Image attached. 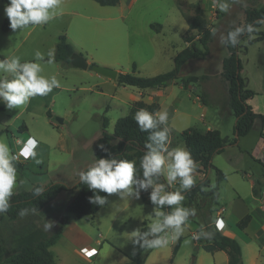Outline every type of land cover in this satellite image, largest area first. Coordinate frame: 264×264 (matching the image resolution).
Wrapping results in <instances>:
<instances>
[{
	"label": "rangeland",
	"instance_id": "1",
	"mask_svg": "<svg viewBox=\"0 0 264 264\" xmlns=\"http://www.w3.org/2000/svg\"><path fill=\"white\" fill-rule=\"evenodd\" d=\"M131 2L132 0H120L115 6H103L94 0H74L66 6L61 4L62 15L47 24L36 26L25 38L27 28L23 31L12 29L4 31L1 16L0 59L15 55L21 58V62L33 60L37 49L44 53L52 50L55 54L59 36L64 34L75 51L84 55L87 60H92L94 64L130 73L133 72V64H136L141 70V75L154 76L173 69L174 57L185 47L186 36L195 37L189 41L190 45L202 47L199 37L195 36V31L189 30L184 16V13L192 14L200 5L205 9L206 18L215 31L207 53L191 60L185 66L182 71L185 78H179L177 86L191 76H198L199 82L188 83L192 87H187V84L182 90H177V95L185 98L194 115V121L203 126L198 118L203 109L199 106L200 100L196 98L203 94L201 82L223 79L222 61L229 55L224 42L227 29L230 26L241 25L245 10L251 6H263L264 0H229L228 12L219 11L218 7L214 6V0H135L132 5ZM0 9L4 14L2 7ZM159 24L161 29L158 30ZM256 30L264 32V22ZM257 31L245 36L239 56L243 65L241 75L246 87L256 92L254 101L264 114V39L255 40L258 36ZM42 67V74L55 75L60 80L61 87L54 89L47 96L32 98L27 105L20 108L0 111V140L7 142L14 153L21 146L17 144L18 140L26 142L29 137H35L39 142L35 159L18 160L24 164V169H18L17 173L18 182L23 183L18 184L15 192L30 190L35 184L45 186L57 181L70 187L65 191L70 196H62L51 206L54 213L62 216L54 219L43 217L58 227L65 217L67 221L68 217L73 215L67 214L66 209L79 192V188L76 187L79 181L78 173L96 158L93 153L95 155L96 143L102 134L104 117L109 118V131H113L116 121L124 114L118 106L107 109L111 102L115 103L109 94L123 96L129 87L125 90L121 85L103 83L102 78H99L101 76L92 69L63 64L55 59L51 64L43 63ZM4 75L8 74L0 73V76ZM224 99L225 92L222 87L218 105L209 99L207 120L221 121L223 125L225 124V134H230L226 133L229 132L226 123L231 120V116L224 113L221 117L220 114L224 107ZM215 110L218 115L213 113ZM48 111H51L52 116L48 115ZM22 126H25L26 130H22ZM170 131L172 135L179 137L183 130ZM180 142L181 145H185L182 138ZM230 149L236 154L234 158L239 166L243 168L238 171L240 174L232 175L231 178L236 177L243 181L240 175L249 172L255 180L263 181L264 155L257 157L256 153L240 151L236 147ZM221 157H225V154ZM226 170L229 169L226 167ZM194 175L196 182L202 178L197 171ZM208 176L211 185L214 186L216 171L212 170ZM213 202L214 200L210 198L202 201L204 214H211L208 209L214 206ZM183 203L194 208L186 199ZM152 212L153 205L147 204L141 197L129 203L123 215L117 220L131 227H143L145 221L150 224L153 219ZM41 214L46 215L47 212L43 211ZM8 230V225H4L1 233L5 236ZM192 235V231L186 228L177 252L179 258H185L190 264L194 262L201 249L195 244ZM113 238L117 242L118 238L115 236ZM176 241L166 247L170 252H173ZM128 244L133 252L143 250L134 245L131 239L128 240Z\"/></svg>",
	"mask_w": 264,
	"mask_h": 264
},
{
	"label": "trees",
	"instance_id": "2",
	"mask_svg": "<svg viewBox=\"0 0 264 264\" xmlns=\"http://www.w3.org/2000/svg\"><path fill=\"white\" fill-rule=\"evenodd\" d=\"M5 1L7 3V0ZM94 1L103 6H115L120 2V0ZM184 16L188 22L189 30L195 31V36L199 37V42L202 47L191 45L183 48L174 57L173 69L154 76H138L130 72H120L118 74V81L120 83L144 89L167 85L176 79L182 78V71L191 60L199 58L207 53L209 42L213 34V25L208 23L205 9L199 5L194 9L192 14L184 13ZM262 22H264V5L261 7L251 6L245 10L243 23L241 25L230 26L227 29V33L235 27L246 25H252L253 31H257L256 29L261 26ZM9 28V21L5 15L2 29L8 31ZM257 33L258 36L255 40L264 39V32L258 30ZM247 34L248 33H245L240 37V43L235 47L226 44L229 55L222 61L221 76L229 83V107L236 118L234 136L231 138L224 137L217 129L200 132L194 128H187L179 133V136L185 142L186 148L192 153L193 158L198 164L197 170L202 174V178L196 182L194 187L184 193L185 199L188 201L189 205H193L198 210L193 218H198V214H202V216L205 217V214H203V200L205 201L207 198H210L214 200V205L218 202L219 186L225 179L226 174L213 163L212 159L214 155L223 152L228 145L238 144L240 138L251 130L256 118H262L264 128V116L254 111L253 107L248 103V99L253 97L255 92L245 87V82L241 75L243 65L239 56V51L242 46V41ZM193 38L195 37L186 36V41L189 42ZM245 48L247 49V47ZM73 52H75V49L72 44L68 42L67 37L64 34L60 35L54 59L63 64H70V57ZM197 80H199L198 76H191L187 79V82ZM140 108H146L150 112H155L159 111L160 107L159 104L155 102H134L129 113L118 118L112 132L108 130V117H104L102 134L95 147L96 158L104 157L111 153L112 155H117L119 158L135 160L139 168V161L144 154V144L148 137V133L141 132L133 119L135 112ZM6 109L4 104H0V111ZM48 115L52 116L51 111H48ZM101 144L108 150L107 152L101 150L99 147ZM16 167L17 169H24V164L17 162ZM86 167H84V169H86ZM211 170H215L217 173L216 184L214 186L211 185L208 176ZM37 186L43 187L44 192L39 196H34L32 194V189ZM76 187L79 188V192L69 202L66 209L67 214L72 213L77 217H82L84 215L94 216L101 207L89 202V198L93 193L87 189L86 185L80 184L79 181ZM69 189L70 187L67 184L57 181L45 186L35 184L30 190L15 192L10 201L11 207L8 212L5 213L9 217L6 224L9 227L8 233L4 236L0 232V264H56L50 246L53 245L60 236L67 217L64 218L60 226L56 227L53 225L49 231H46L44 229V224L49 221L45 220L39 212L61 192ZM101 195L107 194L101 193ZM141 195L148 204L152 205L148 199L147 193H142ZM22 209H29L28 214L24 217L19 215ZM32 209L36 211L32 212ZM208 211L212 214L214 210L209 208ZM250 219L251 215H246L238 222V226L240 228L246 227ZM204 222V229L212 233V235L210 238L198 239L197 247H202L208 252L225 250L229 256L228 264H244L240 242L234 237L228 236L220 230H217L216 227L210 222H207V220ZM147 227L148 223L145 221L141 229L147 230ZM181 240L182 238L180 237L174 247V254L178 251ZM147 255L148 251H145L143 253L130 255V258L133 264H143ZM192 264H194V262Z\"/></svg>",
	"mask_w": 264,
	"mask_h": 264
},
{
	"label": "clouds",
	"instance_id": "3",
	"mask_svg": "<svg viewBox=\"0 0 264 264\" xmlns=\"http://www.w3.org/2000/svg\"><path fill=\"white\" fill-rule=\"evenodd\" d=\"M61 4L62 0H7L4 13L10 29L23 31L29 27L47 24L62 15ZM214 6L221 12H228L230 2L214 0ZM253 30L252 25L235 27L228 31L224 42L235 47L240 43L242 35L252 33ZM53 61L52 50L44 53L39 49L35 50L33 60L21 62V58L15 55L0 59V73L8 74L0 76V104H4L7 109L20 108L27 105L32 98L47 96L54 89L60 88V80L55 75L42 74V64H51ZM133 119L141 132L148 133L139 168L135 160L119 158L109 153L104 157L94 158L86 169L81 170L78 173L79 183L86 185L93 193L89 202L101 208L108 203V196L112 194L118 195L123 201L139 200L142 193H147L153 205V219L147 230L134 229L130 233L131 241L143 250L163 249L184 234L189 226V218L196 215V209L185 206L183 201L184 193L196 184L194 174L198 164L185 146L170 147L167 110L150 112L146 108H140ZM38 145L35 137H29L25 146L18 153H14L7 142L0 140V215L8 212L18 184L23 183L17 179L16 164L19 158L35 159ZM99 147L102 151H108L102 144ZM93 156L96 157L94 153ZM36 162L40 163L39 160ZM43 192V187L32 189L34 196ZM28 212L29 209H22L19 215L24 217ZM215 226L217 230L223 229L224 220L217 219ZM52 227L53 222H45L46 231ZM211 235L212 233L201 227L199 233H193L192 239L210 238Z\"/></svg>",
	"mask_w": 264,
	"mask_h": 264
},
{
	"label": "crops",
	"instance_id": "4",
	"mask_svg": "<svg viewBox=\"0 0 264 264\" xmlns=\"http://www.w3.org/2000/svg\"><path fill=\"white\" fill-rule=\"evenodd\" d=\"M72 1L74 0H62V5L66 6ZM134 1L135 0H132L131 5ZM5 5L6 1L0 0V7L3 9L2 11H4ZM4 14L0 9V19L2 16L3 21L5 17ZM158 26V30L161 29V25L159 24ZM34 29L35 27L27 28L24 38L29 33H32ZM10 30L11 29L9 28L8 31ZM187 46L191 45L186 41L185 47ZM88 62L90 65L94 64L92 60H88ZM139 69L138 65L136 66V64H133L132 73L138 76H143L140 74L141 70ZM118 71L119 73H126L124 70ZM99 76H101L99 78H102L101 82L103 83L112 84L113 86L121 85V87L125 90L129 87L128 91H125L123 96L118 94H109L115 103L111 102V104L107 106L108 110L113 106L121 107V111L124 113L123 116H125L127 115L125 113H129L132 104L136 101H144L146 103L155 102L159 104V110L168 111V127L172 131L174 130L178 132L187 128H194L200 132H206L207 130L217 129L224 137L231 138L234 136L236 118L229 107V83L223 77L221 81L201 82V85L203 86V94L201 97H196L200 100L199 106L203 109L201 116L198 117L203 126H199V124L194 121V115L191 112V108L185 98L177 95V90H182L188 83L193 82H187V77L186 81H183V84H179L178 86V79H176L167 85L144 89L122 84L118 81V78L112 79L100 74ZM182 77L185 78L184 74H182ZM197 81L199 82V80ZM222 87L225 92V99L223 104L224 107L223 110L220 111V114L221 117L224 116V113L227 116H231V120H228L226 123L229 129V132L226 133L230 134H225V124L223 125L221 121L214 119L207 120V113L209 112V99H212L218 105V99H220V89H222ZM131 92L134 95L137 94V100L133 101L129 98ZM156 92H159V94L157 95ZM216 97L218 99H216ZM254 100L255 98L253 96L248 99V103L253 107L254 111L264 116L260 106L256 104ZM213 113L218 115L216 110L213 111ZM22 127V130H26L25 126ZM263 133V120L261 117H258L254 121L251 130L245 136L240 138L238 144L228 145L223 152L214 155L212 159L213 163L226 174L225 179L219 186L218 202L212 207L214 211L211 215L205 214V217H203L202 214H198V218L190 217L188 221L189 226L187 227V229L192 231V233H199L200 228L205 227L204 221L207 220V222H210L214 227H216V220L223 219L225 223V226L222 229L223 232L234 237L241 244L244 264H264V173L262 174L263 181L261 179L255 180L253 175L249 172H244L240 175L243 181L236 177L231 178L230 176L232 175H236L237 173L240 174L238 171L243 168H241L239 163H237L234 158L236 154H233V151H231L230 148L236 147L240 151L252 152L254 154L256 153L257 157H259V155H264ZM249 137L251 138L249 139L250 143L247 142ZM180 139V136L178 137L171 134L170 147H175L177 145L185 146L181 145ZM28 147H30V145ZM223 154H225V157H221ZM226 167L229 170H226ZM197 172L202 177V174L198 170ZM176 187H178V182ZM62 196L69 197L70 194L65 191L61 192L39 212L40 215L45 218L49 217L50 219L62 216L56 214V212L54 213L53 208L51 207L55 204V200H58ZM133 200L134 199H125L122 201L118 195L112 194L108 196V203L103 208H100L94 216L84 215L82 217H77L74 214L70 215L63 226L57 241L50 246V250L54 255L56 264H133L130 255L143 253L145 251H148V255L143 264H190L185 261V258H179L177 256L178 251L174 254V252H170L167 248L135 250L137 252L130 250L131 248L128 244V240L131 239L130 233L134 229L142 227H131V225L126 223H119L120 221L117 219L123 215L124 210ZM143 201L145 200L143 199ZM194 208L196 209V207ZM43 211H46L47 214H41ZM196 211L198 210L196 209ZM204 213L205 212L203 211V214ZM248 214L251 215L249 223L246 227L240 228L238 226V222ZM8 219L9 217L7 214L0 215V232L2 231L4 225L7 224ZM114 236L117 237L119 241L116 238V242L113 238ZM181 238H183V236H181ZM176 243L173 246V251ZM195 244L197 245V240H195ZM90 249L97 250V253L92 257H88L85 253ZM228 261L229 256L225 250L208 252L201 247L194 260V264H228Z\"/></svg>",
	"mask_w": 264,
	"mask_h": 264
},
{
	"label": "water",
	"instance_id": "5",
	"mask_svg": "<svg viewBox=\"0 0 264 264\" xmlns=\"http://www.w3.org/2000/svg\"><path fill=\"white\" fill-rule=\"evenodd\" d=\"M70 64L82 69H88L90 67V69L99 73L100 75L110 77L112 79H117L119 74V71L114 68L106 67L103 65H97V64L90 65L87 58L76 51L73 52V54L70 57Z\"/></svg>",
	"mask_w": 264,
	"mask_h": 264
},
{
	"label": "built area",
	"instance_id": "6",
	"mask_svg": "<svg viewBox=\"0 0 264 264\" xmlns=\"http://www.w3.org/2000/svg\"><path fill=\"white\" fill-rule=\"evenodd\" d=\"M187 87L191 88L192 86H191L190 84H188ZM156 93H157V95L159 94V92H156ZM129 98H131V100L135 101V100H137V94L134 95V94L131 92L130 95H129ZM150 98H152V97H150ZM17 144H18V145H21L20 148L25 146V142H22L21 140H18V141H17ZM20 148L18 149V151H17L16 153L19 152ZM21 158H23V157H20L19 160H20ZM23 159H24V158H23ZM220 231H221L222 233H224L222 229H221ZM224 234H226V233H224ZM226 235H228V234H226ZM228 236H230V235H228ZM231 237H232V236H231ZM85 253H86V255H87L88 257H92V256H94V255L97 253V250H96V249H90V250L86 251ZM88 253H92V254L89 255Z\"/></svg>",
	"mask_w": 264,
	"mask_h": 264
}]
</instances>
